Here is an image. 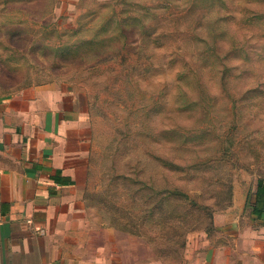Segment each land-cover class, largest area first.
Instances as JSON below:
<instances>
[{"label":"rangeland","instance_id":"rangeland-1","mask_svg":"<svg viewBox=\"0 0 264 264\" xmlns=\"http://www.w3.org/2000/svg\"><path fill=\"white\" fill-rule=\"evenodd\" d=\"M89 109L90 205L149 264H204L264 179V0H0V103Z\"/></svg>","mask_w":264,"mask_h":264},{"label":"crops","instance_id":"crops-1","mask_svg":"<svg viewBox=\"0 0 264 264\" xmlns=\"http://www.w3.org/2000/svg\"><path fill=\"white\" fill-rule=\"evenodd\" d=\"M88 112L56 83L0 103V264H149L146 244L89 203ZM248 195L204 264H264V212L246 207Z\"/></svg>","mask_w":264,"mask_h":264},{"label":"trees","instance_id":"trees-1","mask_svg":"<svg viewBox=\"0 0 264 264\" xmlns=\"http://www.w3.org/2000/svg\"><path fill=\"white\" fill-rule=\"evenodd\" d=\"M254 196L253 211L260 215L264 212V179L258 180Z\"/></svg>","mask_w":264,"mask_h":264}]
</instances>
